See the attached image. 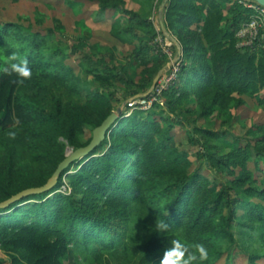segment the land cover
Here are the masks:
<instances>
[{"label": "trees", "instance_id": "obj_1", "mask_svg": "<svg viewBox=\"0 0 264 264\" xmlns=\"http://www.w3.org/2000/svg\"><path fill=\"white\" fill-rule=\"evenodd\" d=\"M92 1L98 19L121 10L112 30L138 44L118 61L109 48L79 37L83 74L67 66L48 34L0 22V67L14 54L12 62L27 59L32 73L17 84L15 73L0 71V202L45 185L68 148L89 145L93 135L86 132L117 111V102L147 92L168 62L155 42L166 36L150 14L126 9L125 0ZM254 15L239 0H169L165 24L183 49L176 76L150 109L119 115L55 187L0 208V250L11 258L0 264H67L70 255L78 264H160L174 239L190 251L203 245L202 264L239 248L251 264L264 259V178L256 174L264 133L243 143L210 121L216 110L238 108L245 95L264 91V26L253 45H238L239 30ZM176 126L191 127L189 139L201 146L197 156L213 178L200 167L192 171L187 153L170 144ZM160 221L169 225L162 234Z\"/></svg>", "mask_w": 264, "mask_h": 264}, {"label": "rangeland", "instance_id": "obj_2", "mask_svg": "<svg viewBox=\"0 0 264 264\" xmlns=\"http://www.w3.org/2000/svg\"><path fill=\"white\" fill-rule=\"evenodd\" d=\"M157 2L158 0H155L153 7L149 0H125V8L138 13L150 14L158 31H162L159 21L161 4L156 8ZM226 7H231V4L228 3ZM98 11V3L92 0H0V22L21 23L27 27L30 26L34 32L48 34L51 42L55 43V48L64 50V60L67 66L74 69L78 74H83L86 69V65L81 59L82 53L75 47L79 42V37L87 36L92 44H100L109 48L113 58L118 61H123L131 55L138 44L137 40H121L112 30L114 23L121 20L123 14L121 10H109L102 19H98ZM237 36L239 45L243 42V39L239 37V34ZM155 42H158L163 51L169 56L168 62L163 68V76L157 83V95H160L162 90L168 86L170 80L176 76L180 58L171 66L170 64L174 61L178 52L177 49L175 54L172 49L174 43L160 34L156 37ZM87 51L89 50L87 49ZM141 69V65H138V70ZM263 93L264 91L257 96L245 95L243 97L245 104L238 108H232L228 111L216 110L210 117V121L213 122L216 129H226L229 132L228 138L230 140L239 137L243 143L248 139L255 141L252 132H257L260 135L264 133V105L260 103ZM129 103L130 98L116 103L118 108H122L119 115L124 113L125 115H131L136 112L137 109L130 107ZM4 115L5 111L2 117ZM204 123L205 119H200L198 122L199 125ZM190 129L191 127L176 126L172 132L173 139L170 144L187 153L193 162L192 171L200 167L204 173L213 178L215 175L212 171L202 168V160L197 156L202 148L189 139L188 131ZM92 135L93 131L88 130L85 138ZM260 164L261 169H258L256 174L263 179L264 163L261 162ZM251 167L255 168L253 164ZM74 170L76 169H73V172ZM218 178H222V176H218ZM0 260L9 263L11 258L0 250ZM67 264L78 263L73 259V255H70ZM91 264H94V262H91ZM217 264H251V262L248 254L239 248L234 251L233 257H227L226 255ZM258 264H264V259L258 261Z\"/></svg>", "mask_w": 264, "mask_h": 264}, {"label": "water", "instance_id": "obj_3", "mask_svg": "<svg viewBox=\"0 0 264 264\" xmlns=\"http://www.w3.org/2000/svg\"><path fill=\"white\" fill-rule=\"evenodd\" d=\"M250 1H253L257 4L264 6V0H250ZM168 2H169V0H163L162 4L160 6L159 21H160V25H161L162 31L164 32L165 36L169 40H171L173 43H175L178 47L177 55H176L174 61L171 62V64H170L172 66L174 64V62H176L179 58H181L183 49H182V45L180 44L178 39L175 38L174 35L167 29L166 24H165L164 12H165V7L168 4ZM163 73H164V69H162L156 75V77L154 78L152 86L150 87V89L147 92L142 93V94H138V95L130 98V100L131 99H139V98L149 96L155 90L158 81L163 76ZM121 112H122V108H118L117 111L113 112L100 126L95 128V130L93 132V139L89 145H87L85 147L78 148L76 150H73L72 148L69 147L67 150V155H68L67 158L61 163V165L59 166V168L56 171V173L54 174V176L45 185L40 186V187H33V188L23 190L22 192L18 193L17 195L11 197L10 199L3 201V202H0V208L7 207V206L11 205L12 203H14L15 201L22 199L23 197H26L28 195L49 191L53 187H55V185L58 182L59 176L61 175V173L63 172L64 169H66L72 162H74L78 159H82L83 157L88 155L96 146H98L106 138L107 132L110 130L112 125L116 122V120L119 117V114Z\"/></svg>", "mask_w": 264, "mask_h": 264}, {"label": "clouds", "instance_id": "obj_4", "mask_svg": "<svg viewBox=\"0 0 264 264\" xmlns=\"http://www.w3.org/2000/svg\"><path fill=\"white\" fill-rule=\"evenodd\" d=\"M16 55H11L5 58L4 63L6 66L0 67V71L5 74L11 75L15 73L17 76L16 83L23 84L25 79L31 78V69L28 67L27 59L16 61ZM169 225L160 221L157 227V233L162 234L168 231ZM195 251H190L189 247L178 239L170 242V247L166 248L160 264H198V262L206 261L208 258L207 250L203 245L196 244L193 246ZM198 254V255H197Z\"/></svg>", "mask_w": 264, "mask_h": 264}, {"label": "built area", "instance_id": "obj_5", "mask_svg": "<svg viewBox=\"0 0 264 264\" xmlns=\"http://www.w3.org/2000/svg\"><path fill=\"white\" fill-rule=\"evenodd\" d=\"M239 2L242 3L245 7L253 9L255 11L253 19L249 23L243 25L238 32L239 37L243 39V42L239 44V46L243 47L253 45L255 39L259 35L260 28L264 26V6L250 0H239ZM157 87L158 86H156L155 90L151 94L152 96L150 97L131 99L129 103L130 107H135L136 109L150 108L157 100Z\"/></svg>", "mask_w": 264, "mask_h": 264}]
</instances>
